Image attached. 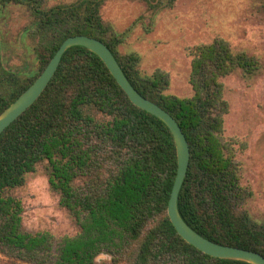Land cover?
Listing matches in <instances>:
<instances>
[{
	"label": "trees",
	"instance_id": "16d2710c",
	"mask_svg": "<svg viewBox=\"0 0 264 264\" xmlns=\"http://www.w3.org/2000/svg\"><path fill=\"white\" fill-rule=\"evenodd\" d=\"M106 1L46 8L42 0H0V12L27 6L41 37L37 73L24 79L0 64V114L68 37L101 39L132 85L167 110L187 136L191 161L178 201L185 221L209 240L264 255V226L240 211L245 195L240 168L223 142L229 105L221 78L238 68L255 70L256 59L234 53L223 39L197 46L190 52L193 95L169 94L166 71L142 74L139 54L119 55L124 34L102 19ZM43 163L60 205L82 229L81 235L65 239L53 262L33 257L47 248L51 235L25 230L23 202L11 193ZM177 173L169 127L132 103L97 54L71 47L42 96L0 135V254L6 264H98L101 254L110 255L114 264H251L213 257L179 234L168 212Z\"/></svg>",
	"mask_w": 264,
	"mask_h": 264
},
{
	"label": "rangeland",
	"instance_id": "374dc122",
	"mask_svg": "<svg viewBox=\"0 0 264 264\" xmlns=\"http://www.w3.org/2000/svg\"><path fill=\"white\" fill-rule=\"evenodd\" d=\"M42 1L43 7L51 8L77 0ZM150 1L152 7L147 0H107L101 16L107 25L124 34L118 45L120 56L139 54L142 74L159 69L169 74L167 93L193 95L190 52L197 46L223 39L234 53L256 59L255 70L238 68L221 78L223 98L229 105L223 142L240 168L245 192L240 211L264 226V0ZM34 20L25 5H11L0 12V64L24 79L39 71L35 49L41 45V37ZM48 38L44 35L45 40ZM11 193L23 202L25 230L51 235L47 248L33 257L53 262L66 238L81 235V227L50 187L46 163L39 164L34 173L27 175L26 183ZM96 261L114 264L108 254L99 255ZM0 264H6L2 254Z\"/></svg>",
	"mask_w": 264,
	"mask_h": 264
},
{
	"label": "water",
	"instance_id": "95a60500",
	"mask_svg": "<svg viewBox=\"0 0 264 264\" xmlns=\"http://www.w3.org/2000/svg\"><path fill=\"white\" fill-rule=\"evenodd\" d=\"M83 46L97 54L106 64L111 74L126 92L133 104L162 120L171 130L178 154V173L169 200L168 212L179 234L197 249L213 257L240 260L251 264H264V255L235 246L224 245L204 237L193 229L183 218L179 210V196L188 176L191 147L178 121L163 107L142 95L130 82L118 59L109 46L99 38L88 35L68 37L58 49L44 71L36 80L0 114V135L5 132L42 96L53 80L64 54L71 47Z\"/></svg>",
	"mask_w": 264,
	"mask_h": 264
}]
</instances>
